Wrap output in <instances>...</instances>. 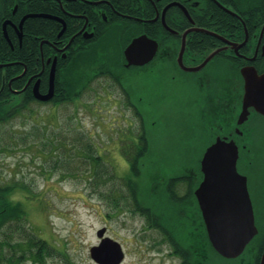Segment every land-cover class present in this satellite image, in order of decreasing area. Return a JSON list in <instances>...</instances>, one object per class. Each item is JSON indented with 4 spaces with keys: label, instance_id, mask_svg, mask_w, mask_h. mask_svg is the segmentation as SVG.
I'll list each match as a JSON object with an SVG mask.
<instances>
[{
    "label": "flooded vegetation",
    "instance_id": "obj_1",
    "mask_svg": "<svg viewBox=\"0 0 264 264\" xmlns=\"http://www.w3.org/2000/svg\"><path fill=\"white\" fill-rule=\"evenodd\" d=\"M137 39L136 62L129 63L125 49ZM79 58L89 78L75 101L56 105L65 98L58 75ZM134 78L165 79V87L189 83L206 138L201 155L188 156L195 166L114 185L142 220L151 261L264 264V0H0V123L23 113L33 118L38 106L79 107L84 94L101 89L143 127L138 105L148 101L144 93L132 95ZM51 83L49 98H39ZM217 139L236 145V170L246 179L257 228L234 257L212 246L196 195L201 157Z\"/></svg>",
    "mask_w": 264,
    "mask_h": 264
},
{
    "label": "rangeland",
    "instance_id": "obj_2",
    "mask_svg": "<svg viewBox=\"0 0 264 264\" xmlns=\"http://www.w3.org/2000/svg\"><path fill=\"white\" fill-rule=\"evenodd\" d=\"M130 80L132 95L144 93L148 101L138 105L143 127L134 111L114 105L108 98L111 94L101 89L84 94L85 104L79 107L71 103L55 108L38 106L33 118L23 113L0 123V139L10 146L0 151V183L21 180L34 192L15 190L11 198L23 202L29 225L58 250L48 264H92L89 248L98 243L96 231L102 227L105 235L121 244V264H157L143 246L141 218L120 198L121 187H115L123 181L108 180L107 173L93 176L89 171L92 164L75 147L84 149L91 142L101 158L100 166L125 178L130 169L119 149L133 151L136 137L144 129L149 146L140 158L138 182L148 183L154 180L153 175L165 178L181 171L182 166L196 165L195 158L188 156L201 155L206 145L201 134L204 121L191 104L194 94L189 83L169 82L165 87V79ZM40 127L58 139L53 156L37 152L39 138L29 146L21 142L26 132L38 133ZM178 149L184 156L176 154ZM96 187L116 190L114 200L109 202L94 192Z\"/></svg>",
    "mask_w": 264,
    "mask_h": 264
},
{
    "label": "water",
    "instance_id": "obj_3",
    "mask_svg": "<svg viewBox=\"0 0 264 264\" xmlns=\"http://www.w3.org/2000/svg\"><path fill=\"white\" fill-rule=\"evenodd\" d=\"M139 42L137 39L125 49L129 63L136 62L131 55ZM52 90L53 83L49 94L39 98L48 99ZM236 158V145L217 139L203 152L200 160L203 178L196 189L209 241L226 257L239 255L257 233L246 179L236 170ZM105 232V227L98 229L99 241L89 248L92 264H120L124 258L121 244Z\"/></svg>",
    "mask_w": 264,
    "mask_h": 264
},
{
    "label": "trees",
    "instance_id": "obj_4",
    "mask_svg": "<svg viewBox=\"0 0 264 264\" xmlns=\"http://www.w3.org/2000/svg\"><path fill=\"white\" fill-rule=\"evenodd\" d=\"M82 64L83 61L79 58L65 66L64 69H61L57 79V89L59 87L63 88V96L65 95V98H56L54 100L56 105L63 100L73 102L80 96L83 88L81 85L82 81L89 78L86 72L85 74L82 73L84 72ZM60 94H62V91ZM38 131V133L26 132L21 137V142L25 146H29L35 144L37 142L36 139L39 138L41 142L36 149L37 152L53 156L57 150V137L50 135L47 130L41 129V127ZM136 140L133 151L121 149L130 165V174L125 178L117 177L115 173L108 171L106 167L100 166L101 158L96 155L95 148L91 142L87 143L84 149L77 147L75 149L92 164L89 171L93 176H98L99 178L100 173H104L105 175L107 173L108 180L120 179L123 182H137L140 176V158L148 149V140L144 133L137 135ZM60 144L62 145L64 142L60 141ZM9 147L7 143L4 144L0 139V151L6 150ZM99 167L103 169L101 172L99 171ZM99 188L92 189L100 196L108 198L109 202L114 200L116 190L105 188L101 191ZM15 190L23 193H34L21 180L0 183V264H48V259L54 256L58 250L47 240L41 238L29 225L23 202L11 198ZM133 191L131 190V192ZM115 202L117 203V201ZM68 263L72 264L70 261Z\"/></svg>",
    "mask_w": 264,
    "mask_h": 264
}]
</instances>
